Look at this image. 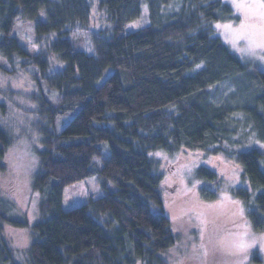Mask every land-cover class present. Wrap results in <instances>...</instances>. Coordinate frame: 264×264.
<instances>
[{
	"label": "trees",
	"instance_id": "16d2710c",
	"mask_svg": "<svg viewBox=\"0 0 264 264\" xmlns=\"http://www.w3.org/2000/svg\"><path fill=\"white\" fill-rule=\"evenodd\" d=\"M89 1L0 0V61L38 84V113L47 119L33 180L40 219L30 226L0 205V264H21L1 237L2 223L34 231L25 264H171L184 237L163 211L157 154L181 149L240 164L251 190L235 194L253 229L264 231V71L214 28L239 15L222 0H100L111 28L89 34V54L73 35L88 25ZM142 17L145 24L127 30ZM25 23L37 52L16 34ZM50 56L63 66L53 70ZM12 142L0 127V173ZM94 175L117 189L64 209V189ZM196 176L215 175L202 167Z\"/></svg>",
	"mask_w": 264,
	"mask_h": 264
},
{
	"label": "rangeland",
	"instance_id": "374dc122",
	"mask_svg": "<svg viewBox=\"0 0 264 264\" xmlns=\"http://www.w3.org/2000/svg\"><path fill=\"white\" fill-rule=\"evenodd\" d=\"M99 1H89L88 25L73 34L75 47L89 54L95 53L89 34L111 28L108 17L100 11ZM222 1L231 5L240 21L217 23L216 34L234 54L264 71V0ZM146 22L147 18L142 17L129 23L127 30H136ZM32 26L20 24L16 34L29 50L37 52L40 47L35 44ZM49 61L53 70L63 66L56 57L50 56ZM40 93L31 76L18 66L11 68L0 61V127L13 139L4 159L6 170L0 173V205L11 217L26 218L30 226L40 219V195L33 190L39 165L38 149H41L38 128L47 121L38 113ZM157 156L165 193L163 211L180 223L178 227L184 237L182 247L168 255L171 264H264V231L253 229L245 204L235 194L237 189L251 190L243 167L220 154L188 149L173 154L159 152ZM202 167L214 173L210 182L197 178L196 172ZM105 186L98 175L67 186L63 192V208L81 206L90 197L97 198L106 190L117 189L112 183ZM213 191L217 195L208 199L205 194ZM1 237L13 257L25 264L27 250L35 239L31 227L2 223ZM254 250L259 261L253 255L247 257ZM240 254L246 257L240 258Z\"/></svg>",
	"mask_w": 264,
	"mask_h": 264
}]
</instances>
